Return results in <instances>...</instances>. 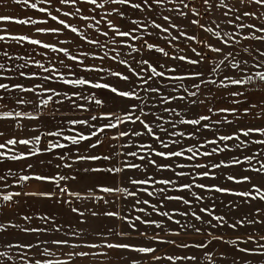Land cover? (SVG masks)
Returning a JSON list of instances; mask_svg holds the SVG:
<instances>
[{
	"label": "snow or ice",
	"instance_id": "1",
	"mask_svg": "<svg viewBox=\"0 0 264 264\" xmlns=\"http://www.w3.org/2000/svg\"><path fill=\"white\" fill-rule=\"evenodd\" d=\"M7 3L8 0H0V6ZM11 3L43 13L46 18L0 15V22L35 27L48 25L51 20L56 26L35 27V33L55 36L57 40L46 42L30 34L0 29V208H20L21 197L51 201L65 206L76 218L77 226L60 222L49 212H16L15 219L0 221V236L9 237L0 240V264H77L78 259L85 258L99 264H141L148 257L154 262L200 264L197 254L157 255L156 245L202 250L200 256L207 264H264V259H259L264 258V126L242 120L252 116L264 121V102H249L246 90H241L257 82L264 84V71L259 70L264 68V50L242 43L264 45V0H238V6L229 5L226 0H219V4L202 0L203 12L195 6V0ZM54 3L71 10L55 7L54 14ZM217 8L230 30L221 29L215 21L214 27L201 22ZM161 9L164 11L158 12ZM157 15L164 23L157 22ZM69 17L87 22L85 29L96 35H87ZM176 18L186 20L187 24L178 23ZM192 26L210 34L214 42L189 34L187 29ZM68 34L80 41L75 44V52L70 51L74 39H60ZM99 37L106 39L102 42ZM152 37L164 41L166 46H160ZM181 40L189 43L180 47ZM192 42L202 50L193 47ZM84 44L90 46L88 50H82ZM26 45L35 47L23 53L9 50L24 49ZM166 47L176 53L190 51L193 56L173 54ZM37 48L62 56L48 58L46 66L35 57L47 58V51ZM121 49L128 51L122 53ZM145 51L153 56L145 58ZM155 54L204 67L181 73L180 65L166 67L154 58ZM211 54H216V58ZM246 56L252 58L251 66ZM89 60H111L126 72L88 63ZM33 67L39 71H33ZM251 69L257 70L249 74ZM80 73H94L99 78ZM101 73L125 82L127 88L104 80ZM185 81H193L191 87ZM54 84L59 87H53ZM208 85L225 90L227 95L222 94L221 103L228 99L231 106L212 107L216 97L211 87L204 90ZM234 86L236 90H230ZM96 89L111 95L100 98L91 91ZM174 101L184 103L174 106ZM109 102L114 107L108 108ZM193 106H205L206 113L188 118L187 112ZM181 108L184 110H178ZM80 113L90 115L83 117ZM129 124H138L140 128L126 127ZM225 126L231 131L222 132ZM26 129L30 134L22 135ZM144 136L150 142L137 141ZM105 140L109 141L108 152H98ZM46 155L51 158L41 159ZM29 160L33 162L19 170L6 163ZM46 167L53 171L37 170ZM150 167L157 173L172 175L157 179L149 174ZM133 171L143 172V178L129 175ZM218 179L220 183L203 182ZM31 181L55 190H25L24 185ZM15 188L20 190H8ZM142 194L151 199L141 198ZM117 195L123 196L124 205L131 204L129 210H113L118 201L108 197ZM221 197L231 199L225 201ZM169 202L183 208L168 210ZM221 207L224 211H220ZM113 221L120 222L119 230ZM173 224L176 228L170 226ZM84 225L88 232L81 227ZM149 229H153L151 235ZM221 230L240 234L225 239ZM90 233L99 242L85 240ZM192 233L204 236L205 240L187 243L165 238ZM133 234L148 243L132 242ZM112 236L121 239L112 241ZM214 242L228 246L218 258L212 251ZM53 246L70 251L64 253L66 258H58L51 251ZM125 253L139 255L129 257Z\"/></svg>",
	"mask_w": 264,
	"mask_h": 264
},
{
	"label": "rangeland",
	"instance_id": "2",
	"mask_svg": "<svg viewBox=\"0 0 264 264\" xmlns=\"http://www.w3.org/2000/svg\"><path fill=\"white\" fill-rule=\"evenodd\" d=\"M33 2H34V0H33ZM215 2L217 4H219V1L215 0ZM226 2L229 5L238 6L237 5L238 4V0H228V1L226 0ZM195 6L198 7L200 9V11H201L202 7H203L202 6V0H195ZM55 7H63L64 10H71L68 6H60V5L54 3L52 8H51V10L54 12V14H55V11H54ZM165 7H171V5H166ZM161 11H164V10L163 9L158 10V12H161ZM201 12H203V11H201ZM164 14L173 15V14H170V13H167V12H164ZM0 15H12V16L17 17V18H28V17H32L33 19L46 18L45 14L39 13V12L33 10V9H29V8L23 6V5H19V6L18 5H14V4L11 3V0H8V3L6 5L0 6ZM140 15H143V14H140ZM97 18H99V17H97ZM155 18L157 19V22L164 23L162 21L160 15H157ZM67 19L70 22H72L75 26L79 27L82 31H86L87 35H89V36L96 35V33H94V31L85 29V24L87 22H80L78 19H76L74 17H69ZM176 19H177L178 23L182 22L183 24H187V21L183 20L182 18H176ZM213 21H215L216 23H219L220 26H221V29L230 30V28L225 24V22H224V20L222 18V15H221V10L219 8H217L214 12L208 14L206 19L205 20L202 19L201 22L204 23L206 26L214 27ZM117 22H119V21H117ZM256 23H260V22L256 21ZM47 26H56V25H55L54 22L49 20V24L48 25H37L35 27H47ZM35 27L34 26H21V25H16L14 23H9V22H0V29H7L9 32H11L13 34H30V35H33L35 38H39V39L48 37L49 39H42V40H44L46 42H56L57 37H55V36L35 33ZM101 28L103 30L104 29V25H101ZM187 30H188L189 34H195L198 38H203V39L211 38L213 40V42L215 40L214 37H210V34L204 33L202 30L196 29L195 26H192V27L188 28ZM69 37L74 39V41H75V43L72 46H70V48H71L70 50H73V52H75L77 50L76 47H75V44L80 43V41L75 38L74 34H68V36H61L60 39L69 38ZM99 38L101 39L102 42H104L105 39H106L104 37H99ZM152 40L153 41H157V38L156 37H152ZM157 42L159 43L160 46H166L165 42L162 41V40L157 41ZM188 43L189 42L186 41V40H181L179 42V46L180 47H185ZM242 43H243L244 46H248V47L259 46V47H261L262 50H264V45H260V44H258V42H242ZM137 44H139V42H137ZM192 46L193 47H197L198 49L202 50L201 46L197 45L195 42H192ZM34 47L35 46H27L26 45L24 49H19V48L11 49L10 48L9 50L10 51H14L15 50V51H19V52L23 53V52H26V51H31L32 48H34ZM89 47L90 46H88L87 44H84L82 50H88ZM237 47H239V46H237ZM28 48H30V49L28 50ZM36 50L37 51H46V50H41V49H38V48ZM166 50L172 52L173 54H186L188 56H193V54L190 51H187L186 53H176L173 49H170V48H167V47H166ZM121 51H122V53H125L128 50L127 49H121ZM49 53L52 56H55L57 58V54L52 53L51 51H49ZM144 55H145V58L153 56L152 53H149L147 51H145ZM211 55H212L213 59L216 58V54H211ZM60 56H62V55H60ZM50 57L51 56H47V58H42L41 56H36L35 58L38 59V60H41L42 63H45V65L48 66V58H50ZM154 58H158L161 63H164L166 65V67H172L174 65H180L179 71L181 73L188 72V71H196L197 68H201L202 69L204 67L203 65H201V66H189L187 64H181V62H179V61H173V60H168L166 58H163L162 56H160V54H155ZM246 58L249 59V66H251V64L253 63L252 58L251 57H247V56H246ZM65 60H66V58H65ZM66 62L71 63V62H69L67 60H66ZM88 63H96L98 65H102L105 68H111V70H113V71L119 70V71L126 72V69L122 65H119L116 62L111 61V60H105L103 62L89 60ZM56 66L58 68L60 67L58 64ZM32 70L33 71H39L38 69H36L34 67H33ZM61 70L63 71V69H61ZM256 70L257 69H251L249 74H252V72H254ZM259 70L260 71H264V68H260ZM77 71H79V70L77 69ZM80 74L81 75H85L88 78H93V77L99 78L94 73H80ZM100 75L104 77V80L112 82L114 85L119 86L121 89L127 88V85L125 84V82L119 81L117 78L110 77L106 73H101ZM184 83L186 85H188L189 87H191V84L193 83V81H185ZM56 87H59V85H56ZM65 87H68V86H65ZM209 87L212 88V94H213V96L216 97V99L211 104L212 107L231 106L230 100H228V99H224L223 103H221L222 94H223V96L227 95V92L225 90L216 89L215 86H212V85L205 86L204 90L206 91L207 88H209ZM230 90H236V86H234ZM241 90H246V97H247L249 102H251V103L264 102V84H260L259 82H257L256 85H246ZM91 91H94L97 94V96H100L102 98H104L105 96H110L111 95L106 90L96 89V90H91ZM165 91H167V90H165ZM200 98H203V97H200ZM183 103L184 102H179V101H174L173 102L174 106L176 104H181L182 105ZM244 106H247V105L245 104V105H242L241 107H244ZM107 107L108 108H112L114 106L109 102ZM178 110H182L183 111L184 109L181 108V109H178ZM197 113H201V114L206 113V107L205 106H193V109L191 111L187 112V116H188V118H191V117L195 116ZM161 114L167 116L166 113H161ZM229 118H231V117H229ZM242 120L246 124L247 123L259 124L260 126H264V121H257L252 116H249L247 118H242ZM126 127H128V128L135 127L137 129L140 128V126L138 124L137 125L129 124ZM230 131H231V129L229 127H227V126L222 128V132L227 133V132H230ZM136 139H137V141L150 142L149 137H147V136H144L142 138H136ZM191 143H194V142L193 141H185V144H191ZM154 147L158 148L159 145L154 144ZM225 155H229L230 156L231 154H221V157H223ZM221 157H216V159L219 160ZM153 158L157 159L158 162H161V163H166L167 162V161H163V160H161L160 158H157V157H153ZM128 159L131 160V158H128ZM203 159L204 158H201V162H203ZM136 162L139 163V161H136ZM6 163L8 165L12 166L14 170H19L21 168V166H22V164H21L22 161L15 162L14 165H12L11 162H6ZM0 167H2V166H0ZM129 173L130 174H138V175H143L144 176L143 172H135V171H133V172H129ZM149 174L155 175L157 179L172 175V173H168V172L157 173L155 171V169H153L151 167L149 168ZM203 182L211 184V183H220L221 180H219V179L216 180V181L206 180V181H203ZM9 183H11V181H9ZM149 187H152V186H149ZM155 187L158 188V187H161V186L160 185H156ZM15 189L19 190V188H15ZM15 189H8V190H15ZM169 194H177V193L170 192ZM180 194H183V193H180ZM141 198H143V199H151V198L147 197L146 194L141 195ZM20 199L22 201V204H21L20 208H0V221H3L5 219H7V218L15 219L14 213L20 212L21 210L23 212V198L21 197ZM221 199H224L225 201H227L228 199H231V197H221ZM153 202H155V201H153ZM0 203H2V201H0ZM130 207H131V204L128 203L127 205H125L124 210L125 211L129 210ZM174 207H179L181 209L183 208L182 205H177L175 202H169L168 203V210H171ZM220 211H224V209L221 207ZM154 218L161 219L160 217H154ZM177 218H180V217H177ZM205 218L207 219V217H205ZM170 226L172 228H176V225H174V224L170 225ZM12 231H16V230H12ZM148 231H149V234L151 235L152 232H153V229H149ZM243 231L244 230L242 229L241 233ZM221 233L224 235L225 239L235 238L236 235L240 234V233H233L231 230H221ZM161 235H163V233H161ZM113 237H115V236H113ZM165 238L175 239V240H177V242L184 241V242H187V243H193V242H199V241L205 240L204 236H199V235H196L195 233L182 234L179 237H165ZM8 239H9L8 236H0V240H8ZM139 239L143 240L144 244L148 243V241H146L144 238H139ZM214 245L215 246L212 248V251H213L214 256L217 257V258L219 256V253L224 251L228 247V246L223 245L222 243H218V242H214ZM249 246H251V245H249ZM156 247H158V249H159V251L156 253L157 255L164 256V255H192V254H197L200 257V264H207V261H205L203 259V257L200 256V252L202 250L181 249V248L173 247L171 245H156ZM0 250H3V249L0 248ZM124 255H127L129 257H135V255L138 256L139 254H136V253H125ZM236 255H240V254L237 253ZM231 259H232V255L229 254L228 260L230 261ZM259 259H264V258H259ZM141 264H169V262L166 261V260H162V261H159V262H154V261H151L150 257H148V258H143L141 260ZM176 264H190V262L177 261ZM218 264H223V262H218Z\"/></svg>",
	"mask_w": 264,
	"mask_h": 264
},
{
	"label": "crops",
	"instance_id": "3",
	"mask_svg": "<svg viewBox=\"0 0 264 264\" xmlns=\"http://www.w3.org/2000/svg\"><path fill=\"white\" fill-rule=\"evenodd\" d=\"M217 1H219V0H217ZM203 10H204V8L202 7V10L201 11H203ZM206 17L207 16H204L203 17V20H205ZM41 39H49V38L46 37V38H41ZM29 49L30 48H28V50ZM46 51H47V56H51L50 58H52L53 60H55L56 57L55 56H52L49 53V50H46ZM70 51L73 52V50H70ZM58 55L60 56L62 54H57V57H58ZM4 82H7V81H4ZM25 83H27V82H25ZM52 86L53 87H56V84H54ZM100 98H102V97H100ZM79 115L80 116H83V117H87L90 114L89 113H80ZM25 123H28V122H25ZM33 123H36V122H33ZM40 127L43 129L44 128V125L41 124ZM48 127H51V125H49ZM68 127L71 128L73 126L69 125ZM75 127L76 128H79V126H75ZM114 131L115 130H112V132H114ZM112 132H110L109 134L111 135ZM28 134H30V133L27 131V129L25 130L24 133H22V135H28ZM66 134H74V133H66ZM85 143H87V142H85ZM113 143H115V142H113ZM108 150H109V141L108 140H105L104 146L102 148L98 149L97 151L98 152L107 153ZM50 158H51V155H46L44 157H41V159H50ZM31 162H33V161L32 160H29L27 162L22 161L21 164L23 166L26 163H31ZM11 163H12V165H14L15 162H11ZM54 163H55V161H54ZM96 163L98 164L99 162H96ZM37 170L38 171H42V172H50V171H53V169L51 167L38 168ZM129 175H135V177H137V178H143V175L130 174V173H129ZM129 187L132 188V186H130V185H129ZM144 187H148L149 190H153L152 187H149L148 185H146ZM24 188H25V190H28V191H38V190H45V189L55 190L50 185H45V184H42V183H39V182H35V181H31V182L25 184L24 185ZM22 198H23V213L33 214V213H36V212H41V213H43V212H49V213L55 215L58 221H60V222L68 221V222H70L73 225V227H76L77 226L76 225V218L74 217L73 214H70L67 211V208L65 206L56 205V204L52 203L51 201H37L35 199H29L27 197H22ZM108 198L109 199H116L118 201L115 209H113V210H124L125 205L123 204V200H124L123 196L117 195V196H111V197H108ZM130 199L131 198H129V200ZM24 201H27V203H24ZM76 204H77V206H81L82 207V205L80 204V202H76ZM36 223H39V221H37ZM112 223H115L118 226L117 227V230H119L120 222L119 221H113ZM65 226L67 227V225H65ZM81 227H84L86 232L89 231L88 230V227L86 225L81 226ZM58 235L61 238L63 237V233H60ZM84 239L85 240L99 242L98 241V238L94 234H91V233L89 235L85 236ZM120 239H121L120 237H116V236L115 237H113V236L111 237V240L112 241H117V240H120ZM132 242H134V243H143V240L135 237V234H133V240H132ZM84 250H87V249H84ZM51 251H53L54 253H56V257H58V258H66L65 255H64V253H66L67 251H70V249H64L63 251H60L55 246H53L51 248ZM33 254H35V253H33ZM135 257H138V256L135 255ZM77 264H99V262L98 261H93L91 258H85V259H78L77 260Z\"/></svg>",
	"mask_w": 264,
	"mask_h": 264
}]
</instances>
